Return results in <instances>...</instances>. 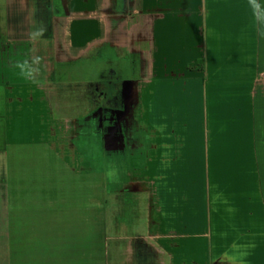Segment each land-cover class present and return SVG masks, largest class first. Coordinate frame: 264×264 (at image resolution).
<instances>
[{
    "label": "rangeland",
    "instance_id": "1",
    "mask_svg": "<svg viewBox=\"0 0 264 264\" xmlns=\"http://www.w3.org/2000/svg\"><path fill=\"white\" fill-rule=\"evenodd\" d=\"M76 1L80 2L72 0L70 3L76 6ZM125 1L111 0L110 8L116 3L115 8L122 12L127 7ZM61 2L65 4L64 0ZM168 2L163 8L158 6V12L171 10ZM221 3L223 5L215 11L208 4L205 13L211 14L209 19L218 22L217 27L224 34L225 40L220 42L222 50L226 41L245 43L246 37L259 36L255 68L249 87H245V96H257L260 117L264 120V36L259 34V24L249 0H221ZM258 3L264 8V0ZM95 10L91 0L90 7L85 6L83 10L81 6L78 9L70 6L63 14L68 17L66 24L59 26L56 22L58 26L54 25L59 37L67 28L66 38L61 35L62 39L48 45L39 44L38 32L35 37L29 33L36 45V50L29 55L16 57L0 49V160L3 159L8 180L7 199L0 207V264H138L141 259L130 255L133 249L128 240L134 238L133 235L150 242L152 258L161 264H264V252L256 244L258 239L264 242V230L261 234L251 231L253 220L248 213L251 210L246 209L241 216L244 230L234 229L229 220L220 224L219 217L211 224L208 217V225L204 226L211 204V208H217L221 214L226 207L219 205L220 202L225 204L226 198L219 199L221 188L217 180L223 162H209L212 135L207 129L211 122L213 129H218L221 123L230 127L231 114L239 106L233 101L224 103L214 94L215 98H209L201 80L185 76L186 69L182 66L193 54L184 44L195 32L191 24L193 16L187 14L191 11H174L177 15L172 16L175 17L173 22H163L158 38L152 33V23L144 24L147 31L139 26L134 33L127 24L111 22L109 28L115 36L108 35L97 43L77 34L78 30L92 29V20L97 17ZM156 11L155 6L148 8L149 15H155ZM123 18L117 17L118 20ZM121 29L126 31L115 33ZM110 44L118 56L137 64L135 75L138 84L143 83L142 90L139 89L142 100L137 116H142L148 126L154 121L166 127L171 133L169 138L174 142L176 157V162H155L157 151L152 145L154 151L149 150L145 169H139V163L125 162L132 179L140 180L141 177L135 176L139 174L149 180L146 186L153 200L152 217H149L146 193L140 194L143 202L140 209L136 207L140 217L131 214V225L126 226L130 231L125 235L129 237L127 242L114 238L117 204L111 203L109 193L98 192L96 188V177L100 173L99 180L104 185L109 169L99 172L100 163L93 161V174L89 172V161L77 147L76 137H82L79 133L82 125L78 123L76 100L71 98L72 92L59 93L55 89L57 85L52 82V87L49 83V76L60 61L71 62L79 79H87L97 65L95 47ZM240 51L227 54L229 71L235 70L236 63L242 61ZM16 60L20 64L27 61L32 74L27 75V68L18 67ZM245 61L244 57L243 63ZM231 74L235 75V71ZM147 81L152 82L151 93L149 88L144 89ZM225 116L227 122L222 120ZM218 137L213 136L215 144L221 143ZM232 139L240 142L239 136ZM151 140L153 144L159 142L155 135ZM237 163L238 169L234 162H224L229 179L244 178L238 187L229 182V190L237 187L245 192V203H248L247 198L256 199L263 207L264 162ZM210 178L213 181L209 183ZM107 185L105 187H109ZM176 209L184 212L185 216L180 217L189 223L186 228H179L178 218H172ZM227 210L230 218L233 210ZM126 227L120 226V232H127Z\"/></svg>",
    "mask_w": 264,
    "mask_h": 264
},
{
    "label": "crops",
    "instance_id": "2",
    "mask_svg": "<svg viewBox=\"0 0 264 264\" xmlns=\"http://www.w3.org/2000/svg\"><path fill=\"white\" fill-rule=\"evenodd\" d=\"M43 1L44 0H0L1 50H6L9 54L14 53L16 57H20L21 54L29 55L34 52L36 50V45L35 42L32 43L30 39L31 36L28 35L29 33L35 37L36 32H38L40 35L38 37L40 39L39 44L44 43L48 45L53 41L56 42L57 39H62V37L66 38V27L60 32V37L55 34L56 27L58 26L56 22H59V26H61L62 23L66 24V19L68 17L63 14L70 8V6L77 9L81 6L82 10L85 6L90 7V0L76 1V6L70 3L72 0H64L65 4L61 2L62 0H55V2H59V6L62 10L59 14L54 15L51 24L45 25L46 21L44 17H42L43 15H41L40 11L44 4ZM49 1L53 2V0ZM49 1L47 0V2ZM91 1L92 7L96 9L95 14H97V17L92 20L94 26L91 30H78L77 34L80 35L82 39H94L93 42L97 43L106 39L108 35L115 36L114 32L112 34V30L109 28L111 22H113V24H127V28H130L131 30L133 29L134 31L132 32L134 33H136L139 26L142 30L145 28L144 24L152 23L154 24V31L152 33H155V37L158 38V30L162 27L163 22H170V20L172 21L175 18L172 16L177 15L174 11L177 10L180 12L182 10L185 11V13H187L188 10L191 11L187 14L193 16L191 24H193L195 32L193 33L194 36H191V38L189 37L187 43L184 44L189 51L191 50L193 52V56L190 55L182 66L184 70L186 69L185 76L188 75L190 79L201 80L203 88L208 92L209 98L212 99L214 94L216 97L221 98L224 103L233 101L237 107L239 106V111L235 110L231 114L232 122L230 123V127L221 126V123L218 129L216 127L213 129L211 128V126H213L211 122L207 129L209 134L212 135L209 138V162H223V165L221 166L222 172L217 180L220 181L221 188V190L219 189L218 191L220 196L219 199L222 200L223 198H226V203L223 204L220 202L219 205H225L226 207H222L225 210L221 214V212H217V208H211V204L208 211H206L208 213H206L204 226L206 223V226L208 225V217L210 224L219 217L220 224L227 223L229 220L234 225V229L244 230L246 228L243 225L244 221L241 216L247 209L251 210L248 213L250 219L253 220L251 231H257L261 234V231L264 230V206L261 207L260 202L256 199L249 200V198H247L248 200L246 202L248 203H245L243 200L245 199V192L237 189L239 182H243L244 178L240 179L239 176H236L229 179L227 176L229 175L228 170H225L223 167L225 165L224 162H234L237 169V162H264V128L262 129V127H264V120L260 117L261 111L259 112L260 109L256 100L257 96L254 95L251 98L245 96V87H249L252 71L255 68V56L257 54L259 36L257 35L255 39L246 37L247 41L245 43H243V41L240 43L238 41L235 42L233 39L231 41H226V47L222 50L220 42L222 39V41L225 40L224 34L219 30V27H217L218 22H212V19H209L211 18V14L207 15L205 13L208 4L210 7H213V11H215L218 6H221V0H170V2H168L169 0H126L124 6L127 4V7L122 12L115 8L116 3L110 8L111 0ZM165 2H168V6L171 7V10L165 13L163 9H160L158 12V6L163 8ZM181 5L184 6V8H181ZM154 6L157 9L156 14L149 15L148 8ZM105 10L108 11L106 14L103 13ZM119 16H123L124 18L118 20ZM55 24H57V26H54ZM121 30H116L115 33H118L119 35V33L126 31V29ZM145 30L147 31V28H145ZM142 35L146 36L147 33H143ZM237 49L241 50L240 52L243 53L241 54L242 61L236 63L235 70L232 69V71H235V75H233L231 74L232 71L228 70L229 65L227 63V54ZM38 51L40 50L38 49ZM239 55L240 54L237 53V57ZM244 57L246 58V61L243 63ZM201 58L204 60L202 63L204 67L203 71L189 70L187 68L189 63ZM42 62L45 64L46 60L43 59ZM16 64L20 65L18 60H16ZM16 71L19 72V69ZM231 78L234 79L231 80ZM150 81H147L148 84L144 85V89L149 88V92L151 93L152 82L150 83ZM141 84L143 83L141 82L139 84L140 90H142L143 87V85L141 87ZM222 88L223 90H221ZM217 91H220L219 95H216ZM215 96L213 97L215 98ZM140 100H142L141 96ZM219 119L222 118L219 117ZM222 120L227 122L228 118L225 116ZM160 122L162 123V121ZM150 126H148L150 129L156 128L154 131L151 129L152 136L155 135L159 139V142L153 144L155 146V151H157L154 161L176 162L174 142L169 138L171 133L166 130V127H164V129L160 127L159 123L157 124L154 121L150 123ZM232 126H235V128L233 129ZM244 126H246V131L244 130ZM213 136H219L218 138L221 143L215 144ZM233 136H235V138L239 136L240 142L237 140L233 141ZM244 138L246 141H244ZM151 150L154 151V148ZM211 181H213L212 178H210L209 183ZM229 182L237 184L236 190H229ZM227 209L233 210L230 218ZM172 214V218H178L176 219V221H178L176 225H178L179 228L187 227L189 223H186L181 219L182 217H180L181 215L185 216L183 211L176 209ZM192 220H194V216L192 217ZM252 234L254 233L252 232ZM232 240L235 239L232 238ZM256 244L259 248H262V251L264 252V242L261 243L260 239H258Z\"/></svg>",
    "mask_w": 264,
    "mask_h": 264
},
{
    "label": "flooded vegetation",
    "instance_id": "3",
    "mask_svg": "<svg viewBox=\"0 0 264 264\" xmlns=\"http://www.w3.org/2000/svg\"><path fill=\"white\" fill-rule=\"evenodd\" d=\"M49 2L44 0L40 10L46 21L45 25L51 24L54 15L62 10L59 2L55 0ZM95 48L97 49L95 52H98L97 65L87 79H79L71 62L60 61L52 70L49 83L52 87L57 85L58 88H54L59 93L72 92L71 98L76 100L78 123L82 125L79 133L84 137L79 139L76 137L79 145L77 147H80L89 161V172L92 171L93 174L91 162L100 163L101 166L97 167L99 172L110 168L117 170V182L106 180L103 185L99 180L101 174L98 171L99 176L95 181L97 191L109 193L112 196L111 203L117 204L116 219L113 221L115 240L126 241L129 237L125 235L130 234L128 229L131 225L130 218L132 215L136 218L140 217V211H137L136 207L139 209L141 207L143 201L140 194L143 192L146 193V210L150 213L149 217H152V193L146 186L149 180L139 174L135 176L141 177L140 180L132 179L131 170L125 164V162L139 163L141 164L139 169H145L148 152L153 145L152 133L142 116H137L141 102L138 78L135 75L137 64L118 56L112 44ZM67 143L68 146L69 141ZM62 147L65 149V145L62 144ZM5 171L2 159L0 162V207L3 206L4 199H7L8 180ZM106 185L109 187H105ZM149 220L152 222L151 218ZM120 226H128L127 232H120ZM133 237L135 239L128 240L133 249L130 255L132 258L141 259L138 264H161L152 258L150 242L142 237L137 238L136 235Z\"/></svg>",
    "mask_w": 264,
    "mask_h": 264
},
{
    "label": "clouds",
    "instance_id": "4",
    "mask_svg": "<svg viewBox=\"0 0 264 264\" xmlns=\"http://www.w3.org/2000/svg\"><path fill=\"white\" fill-rule=\"evenodd\" d=\"M249 3L252 7V10L254 12V15L256 16L257 22L259 24V34L261 36H264V8L261 7V5L258 3V0H249ZM38 59V58H37ZM21 69L27 68V61L24 62V64L18 65ZM32 74V69L27 68V75ZM106 178L111 182H117L118 175L117 170L115 168H110L106 173Z\"/></svg>",
    "mask_w": 264,
    "mask_h": 264
},
{
    "label": "trees",
    "instance_id": "5",
    "mask_svg": "<svg viewBox=\"0 0 264 264\" xmlns=\"http://www.w3.org/2000/svg\"><path fill=\"white\" fill-rule=\"evenodd\" d=\"M203 62H204V60L202 58L201 59H198V60H196V61H194L192 63H189L187 65V68L189 70H199V71H203L204 70V67H203V64H202Z\"/></svg>",
    "mask_w": 264,
    "mask_h": 264
},
{
    "label": "bare ground",
    "instance_id": "6",
    "mask_svg": "<svg viewBox=\"0 0 264 264\" xmlns=\"http://www.w3.org/2000/svg\"><path fill=\"white\" fill-rule=\"evenodd\" d=\"M131 107V106H130ZM130 107L128 108V112L130 111Z\"/></svg>",
    "mask_w": 264,
    "mask_h": 264
}]
</instances>
